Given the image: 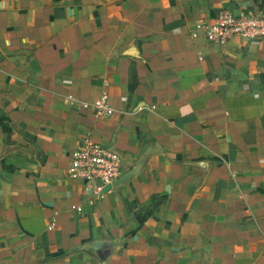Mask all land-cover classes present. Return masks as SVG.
I'll return each instance as SVG.
<instances>
[{
    "label": "crops",
    "instance_id": "0c3cea01",
    "mask_svg": "<svg viewBox=\"0 0 264 264\" xmlns=\"http://www.w3.org/2000/svg\"><path fill=\"white\" fill-rule=\"evenodd\" d=\"M222 11L264 0H0V264H264V38ZM87 133L140 164L101 197Z\"/></svg>",
    "mask_w": 264,
    "mask_h": 264
},
{
    "label": "built area",
    "instance_id": "2783aa9c",
    "mask_svg": "<svg viewBox=\"0 0 264 264\" xmlns=\"http://www.w3.org/2000/svg\"><path fill=\"white\" fill-rule=\"evenodd\" d=\"M204 39L220 46L239 39L256 43L264 38V14L239 11H222L212 22L199 26ZM71 98V97H69ZM79 106L91 109L96 118L113 113L107 93L100 94L91 103L82 102ZM122 157L113 148L97 143L91 134H84L78 147L73 151L69 167V177L80 180L88 190L98 197L102 190L111 186L122 173Z\"/></svg>",
    "mask_w": 264,
    "mask_h": 264
},
{
    "label": "water",
    "instance_id": "95a60500",
    "mask_svg": "<svg viewBox=\"0 0 264 264\" xmlns=\"http://www.w3.org/2000/svg\"><path fill=\"white\" fill-rule=\"evenodd\" d=\"M140 167V164H138L135 168H133L132 170H130L129 172H126L124 174H122L111 186H107L102 190V193H106L107 191H109L111 188L118 186L124 182H126L127 180H129L132 176H134L138 169Z\"/></svg>",
    "mask_w": 264,
    "mask_h": 264
}]
</instances>
